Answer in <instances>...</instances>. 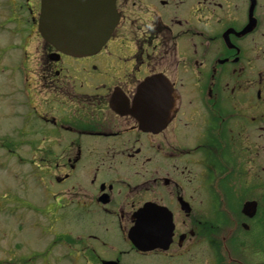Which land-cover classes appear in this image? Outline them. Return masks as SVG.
<instances>
[{
    "label": "flooded vegetation",
    "instance_id": "af4514ba",
    "mask_svg": "<svg viewBox=\"0 0 264 264\" xmlns=\"http://www.w3.org/2000/svg\"><path fill=\"white\" fill-rule=\"evenodd\" d=\"M41 5L0 1V74L21 75L0 147H57L5 203L0 264H264V0H117L82 57L40 37Z\"/></svg>",
    "mask_w": 264,
    "mask_h": 264
},
{
    "label": "rangeland",
    "instance_id": "374dc122",
    "mask_svg": "<svg viewBox=\"0 0 264 264\" xmlns=\"http://www.w3.org/2000/svg\"><path fill=\"white\" fill-rule=\"evenodd\" d=\"M3 1V0H0ZM172 10H162L160 7L159 12L157 15H162L164 18H166L170 13L174 14L176 12L175 6H171ZM183 15L185 14V9H182ZM178 13V11H177ZM36 47V41H33L29 45V52L30 55L33 56L35 54V49ZM9 54H12V59L17 58V53L15 50H11ZM15 60V59H14ZM7 64L8 70L4 72V74H0V127L5 128L10 122H11V115H8L9 113V107H8V100L5 98L7 92L9 90L8 87L12 84V82H18L20 81L21 75L17 74V72H14L15 64H10L8 62ZM11 65H13L11 67ZM36 62H31L29 64V70H30V83L32 84L33 81L36 80ZM33 74V76H32ZM7 75V76H6ZM12 81V82H11ZM8 85V87H6ZM14 85V84H13ZM6 87V88H5ZM21 90V89H20ZM8 96V95H7ZM15 96V95H14ZM41 132L45 133V135L48 136H55V133L52 131H46L40 130ZM39 132L35 136H31V138H40L42 136V133ZM32 135V134H31ZM1 139V137H0ZM8 150H10L13 153L12 158L9 156L6 157L4 151L0 150V207L1 211L3 214L2 219H0V226L3 223H6L7 220L5 217L7 216V211L5 210V203L9 200V198L13 195L16 194L12 197V201H15L16 198L19 196V194L22 193L25 185V179L26 176H28L31 172H35V174H31L29 177L30 183L33 180V177L35 175L38 176H43L44 172L48 171H54L56 166H57V147L55 146H49V145H41L37 142L32 143L30 146H24V147H19L16 144H8ZM45 160V161H43ZM226 161L228 159L226 158ZM228 165H230L228 163ZM47 177V176H46ZM38 206H36L37 208ZM33 210H30L27 213V218L30 222H34L37 220L35 217ZM16 218H14V224H12L14 230H16ZM227 225L223 226L222 229L219 230V236L216 240L220 241L222 236H225L227 234ZM229 228V227H228ZM9 234V233H8ZM59 239V238H58ZM225 242H223L220 246V250L223 249V247L230 246L228 243V236L223 238ZM60 243V241H58ZM63 243V242H62ZM61 250L67 251L66 249H62L61 247H57V252H61ZM219 250V254L221 255V251ZM72 252V251H71ZM71 252L69 251L67 253V256L63 258L60 261V264H69V260H72V255ZM205 253V250L203 252V255ZM148 261L147 263H160L164 264L163 261L161 260H152L150 258H146ZM145 261V260H144Z\"/></svg>",
    "mask_w": 264,
    "mask_h": 264
},
{
    "label": "water",
    "instance_id": "95a60500",
    "mask_svg": "<svg viewBox=\"0 0 264 264\" xmlns=\"http://www.w3.org/2000/svg\"><path fill=\"white\" fill-rule=\"evenodd\" d=\"M115 0H43L42 37L78 56L96 53L117 22Z\"/></svg>",
    "mask_w": 264,
    "mask_h": 264
}]
</instances>
